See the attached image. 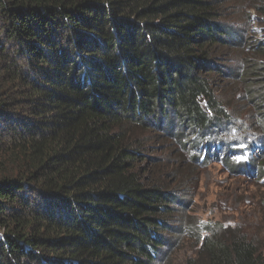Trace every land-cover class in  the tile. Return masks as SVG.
<instances>
[{
	"label": "trees",
	"instance_id": "obj_1",
	"mask_svg": "<svg viewBox=\"0 0 264 264\" xmlns=\"http://www.w3.org/2000/svg\"><path fill=\"white\" fill-rule=\"evenodd\" d=\"M225 16L223 0H0V264H175L187 234V264H264L244 229L191 221L189 189L151 175L131 135L264 176V145L241 162L236 135L264 132V61L218 62L264 41ZM232 77L263 100L242 126L218 93Z\"/></svg>",
	"mask_w": 264,
	"mask_h": 264
},
{
	"label": "rangeland",
	"instance_id": "obj_2",
	"mask_svg": "<svg viewBox=\"0 0 264 264\" xmlns=\"http://www.w3.org/2000/svg\"><path fill=\"white\" fill-rule=\"evenodd\" d=\"M225 5V19L223 22L236 32H243L245 42L264 41V0H223ZM233 30V31H234ZM246 57L264 61V56L251 52L248 47H242L239 52L232 49L223 51L218 62L225 72L237 74L241 68V61ZM240 83V82H239ZM218 93L225 99L229 110H233L243 125V121L251 122L253 107L261 101L260 97L248 98L245 84H238L235 78L218 81ZM256 91V90H255ZM258 94V91L255 92ZM256 104V105H255ZM264 111V106L259 108ZM252 129L245 136L240 131L236 133L242 150L245 147L247 159L238 158L247 163L248 159L262 155L260 147L264 145V132ZM161 139L152 131L131 129L133 139L145 146L142 150L151 162L158 163L151 171V175L167 182L170 187L188 188L189 196L185 203L191 221L198 227L205 224L240 227L247 232L264 254V176L259 171H234L222 160L211 158L208 164H198L191 161L178 141L164 131ZM228 142V141H227ZM254 158V159H255ZM192 173V177L188 176ZM184 201V200H183ZM202 236L206 232L202 231ZM200 235V234H197ZM201 237V235H200ZM195 237L186 235L185 241L176 248L173 255L175 264H187L190 258L197 257Z\"/></svg>",
	"mask_w": 264,
	"mask_h": 264
}]
</instances>
